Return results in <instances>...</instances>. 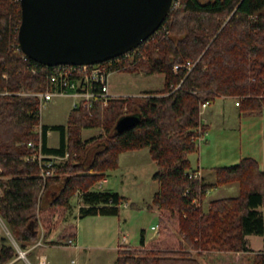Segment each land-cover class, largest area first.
<instances>
[{
	"label": "trees",
	"instance_id": "trees-1",
	"mask_svg": "<svg viewBox=\"0 0 264 264\" xmlns=\"http://www.w3.org/2000/svg\"><path fill=\"white\" fill-rule=\"evenodd\" d=\"M175 3L159 28L136 47L142 55L131 51L134 64L121 55L108 67L162 73V89L112 98L104 107L71 109L65 125L43 124L42 152L68 154L43 179L38 161L30 158L39 141L33 131L39 99L28 93L46 89L52 67L23 60L13 47L18 42L20 1L0 0V216L21 249L38 241L40 227L45 244L75 238L71 222L62 232L53 231L75 194L82 202L80 216L119 215L125 196L91 187L118 167L121 153L147 147L156 164L152 179L158 189L146 208L157 211V234L146 240L141 230L139 249H118L115 264H201L198 258L204 252L249 254L251 234L263 236V249L252 262L264 264V171L259 163L243 157L236 164L215 167L214 183L204 182L202 175H187L192 170L188 155L198 149L196 138L208 128L201 121L202 103L239 97L240 112L264 115V0ZM188 61L193 63L190 69ZM129 114L139 120L118 132L117 121ZM90 128L101 132L83 139L82 130ZM48 130L58 131L57 147L47 145ZM232 182L238 183L236 195L211 200L203 208L208 191ZM54 186L58 190L51 201L42 204L43 193ZM15 255L11 245H1V264Z\"/></svg>",
	"mask_w": 264,
	"mask_h": 264
},
{
	"label": "rangeland",
	"instance_id": "rangeland-1",
	"mask_svg": "<svg viewBox=\"0 0 264 264\" xmlns=\"http://www.w3.org/2000/svg\"><path fill=\"white\" fill-rule=\"evenodd\" d=\"M200 1L203 2L205 0ZM163 81L164 75L162 73L143 74L141 72L129 73L115 70L110 73L108 78V92L110 95H113L114 98L144 96V91L161 90ZM235 99L237 101L239 97H220L218 102L225 104L226 107H230L236 112L238 107L234 106ZM71 100V96L51 98L47 101L38 124L40 122L48 124H65L67 122L68 111L71 110ZM83 107L88 110L91 109V106ZM230 118L231 122L229 121V123L234 126L236 119L232 118V116ZM213 125L214 124H212L211 127ZM35 126H33V131L37 133V128ZM213 128L214 129H212L209 134L212 132L210 135H212L215 140L222 143L225 138L227 139L226 145H223L221 150H218L216 146L214 150L212 149L213 152L209 149L210 152H212V155H209V157L213 156V162L215 164L232 165L236 161L235 152L238 140V124L237 130H229L227 135L224 134L222 127L220 128V126L216 125L213 126ZM100 132V128L85 129L82 131V137L87 139L91 136L98 135ZM205 134V137L209 139V134ZM37 135L38 138H40L39 133H37ZM58 136V131H50L48 135L49 144L54 146L57 145ZM38 140L39 139L36 141ZM203 142L202 139L198 145L200 147L205 145L206 143ZM200 147H198L195 152L188 155L192 167L197 165ZM93 149H96L95 146ZM209 150L203 149V153ZM155 170V161L150 157L147 147L125 151L119 156L118 167L106 171L105 177L107 182L103 183L100 189H98L96 184L92 186L95 191L117 192L125 196L126 200L121 203L120 213L116 216H80V204L82 205V202L80 201V196L77 194L73 195L71 207L65 211L64 215L62 214L63 219L59 217L53 231H55L54 233H56V231L60 233L67 224H70V222L73 223L76 233L74 244H65L66 242L64 244H44L46 247H43L41 251L46 254L49 264L51 261L58 264H72L73 262H75L74 264H115L118 249H139L136 248V246L139 244L141 230H144L146 240L155 237L157 234L155 230L156 227L152 229L151 225L157 224L158 214L157 211H150L146 208V205L150 203L153 194L158 189V183L152 179V174ZM205 170V175L209 176V174H212L209 166H205ZM205 181L209 182L212 180L207 178ZM54 190H58V186L49 188L47 194L53 196L55 193ZM237 193V182L215 186L208 191L203 200V208L206 209L208 202L211 200L234 196ZM261 211L264 218V208H261ZM39 230V239L44 243V230L42 227H40ZM247 238L249 239L251 248L249 254H238L236 252H204L198 259L201 264H253V256L256 252L263 249V236L251 234L248 235ZM0 244L11 245L16 252H18L16 248L20 247L7 223L1 216ZM75 244H77L79 249L74 248ZM26 248L23 250H26ZM15 260L13 264H36L35 259H32L28 253H26V258L17 257ZM71 260H73L72 263Z\"/></svg>",
	"mask_w": 264,
	"mask_h": 264
},
{
	"label": "water",
	"instance_id": "water-1",
	"mask_svg": "<svg viewBox=\"0 0 264 264\" xmlns=\"http://www.w3.org/2000/svg\"><path fill=\"white\" fill-rule=\"evenodd\" d=\"M19 46L46 65L90 64L137 47L162 24L173 0H19ZM139 120L119 118L120 132Z\"/></svg>",
	"mask_w": 264,
	"mask_h": 264
},
{
	"label": "built area",
	"instance_id": "built-area-1",
	"mask_svg": "<svg viewBox=\"0 0 264 264\" xmlns=\"http://www.w3.org/2000/svg\"><path fill=\"white\" fill-rule=\"evenodd\" d=\"M176 4L177 3H175V0H173L172 6H175ZM13 47H15L16 50L21 51V57L23 58V60L30 58L24 52H22L18 42L15 45H13ZM135 49L136 48L121 54L124 55V57L129 56L131 64L135 63V58H133V53H131V51L134 50V52H136L138 56L142 55V51ZM113 58L102 60L100 62L90 63V64H57L51 66L52 69L51 72L48 73V77L52 82H49L47 84L45 90L40 92L30 93L37 96L39 99L37 105V115L39 120H41L40 116L42 115V111L47 101L55 97L71 96L72 98L71 109L80 108L81 106L92 107L95 105H100L104 107L108 105L109 101L112 98H114V96L110 95L108 92L109 90L108 78L110 73L115 71V70L110 71L108 68L109 66H111ZM192 65L193 63L190 61L186 63V67L189 69L192 67ZM179 66L180 65L178 64L175 65L174 69H177ZM235 104L238 105V100L235 102ZM206 105H207L206 102L202 103L200 110L204 108ZM42 125L43 123L40 122L38 125L35 126L37 128V133H39L40 135V138L42 133ZM205 133L203 134V136L200 135L196 138L198 143L202 141L203 139L202 137H204ZM40 138L38 143L36 144L37 150L35 153L31 154L30 158L38 161L40 167V176L41 178L45 179L46 177L51 176L54 173L56 164L64 160L68 154L66 153L63 156H59V155L43 153L41 149L42 142ZM30 145L33 146L34 144L30 143ZM187 175L188 177H200L202 174H201V170L199 168H196L187 172ZM105 182L106 179L102 178L98 180L95 184L97 185L98 189H100L103 183ZM193 202L196 205H199L197 199H194ZM109 203H111V200H109ZM151 227L152 229H154L156 226H151ZM155 230L157 231V227L155 228ZM41 244H42L41 239H39L37 242L33 244L32 247L39 246ZM65 244H74V240L68 239ZM1 245L2 244H0V250H1ZM16 249L18 252H16L15 255L16 257H14L13 259L17 257L26 258V253L28 250H23L20 247ZM11 262L12 261L10 260L5 264H10ZM45 262H46L45 258L40 257L39 264H45Z\"/></svg>",
	"mask_w": 264,
	"mask_h": 264
},
{
	"label": "crops",
	"instance_id": "crops-1",
	"mask_svg": "<svg viewBox=\"0 0 264 264\" xmlns=\"http://www.w3.org/2000/svg\"><path fill=\"white\" fill-rule=\"evenodd\" d=\"M220 97L226 98V97H232V96H219L215 99V101L213 103H209V104L207 103V105L204 108H202L200 111L202 123L205 125H208L206 133L209 134V132L212 129H214L213 126L218 125V126H220V128L222 127L224 134L227 135L229 133V130H231V131L237 130V124H238V140L236 143V152H235V157H236L235 160L236 161L233 164L238 163L239 160L243 157H251L259 163L260 169L264 171V115H247V114L240 112L239 108L235 112V110L231 109L230 107H226L225 104H223V103L221 104V102H218ZM235 101H236V99L234 100V106L238 107V105L235 104ZM69 111H68V113H69ZM231 116H232V118L236 119L234 126L231 123H229V121L231 122V118H230ZM43 124L54 125L56 123H54V124L43 123ZM212 124H214V125L211 127ZM83 130H85V129H83ZM50 131H52V130L47 131V145L49 147H57L58 144L54 146V145H50L48 142V135H49ZM210 134H212V132ZM210 134H209V139L207 137H205L206 134L204 135V137H203L204 142L203 143H206V144L202 145L201 147L199 146L200 147L199 152H198L199 158H198L197 165L195 167L191 166L192 169L199 168L201 170V174H202V177L204 179V182H206L205 180L207 178L212 180V181H209L206 183H214L215 182V176H214L213 168L222 167V166H229V165H224V164H215L213 162V156L209 157V155H212L214 147L216 146V148L218 150H221L222 149L221 147H223V145L224 146L226 145V139H227V138H225L224 141L222 142L224 144H222L219 141L215 140L214 137ZM58 143H59V136H58ZM93 147H91V149H89V151H88V154L86 156V162H88L93 155V152L95 150V149H93ZM203 149H208V150L210 149L212 152H210V150H209V151L203 153ZM222 151H225V150H222ZM232 155H234V154H232ZM207 162H210V163H207ZM205 166H209L211 168V171H212L211 175L210 174H209V176L205 175L206 174ZM105 179H106V177H105ZM106 182H107V179H106ZM91 189L94 190L93 187H91ZM48 191H49V188L46 189L45 192L43 193L42 201H41L42 204H48L51 201L52 196L51 195L49 196V194H47ZM80 201H81V199H80ZM80 207H81V204H80ZM151 226H155V225H151ZM74 240H75V238H74ZM44 244L45 243H42L41 245L35 246V247H32L33 246V244H32V245L27 246V248H26V250H28L27 251L28 255L32 259H35L36 264H39L40 257H44L45 261H46L45 264H49V261H48L46 254L41 251L43 247H46ZM74 248L79 249L77 244L74 245ZM15 261L16 260L13 259V262H11L10 264L15 263ZM72 261L73 260H71V263H72ZM74 263L75 262H73L72 264H74ZM50 264H58V263L51 261Z\"/></svg>",
	"mask_w": 264,
	"mask_h": 264
}]
</instances>
